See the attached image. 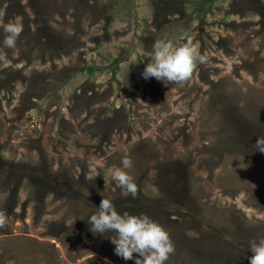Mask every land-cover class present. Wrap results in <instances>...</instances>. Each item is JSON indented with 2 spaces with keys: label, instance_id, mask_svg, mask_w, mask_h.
Masks as SVG:
<instances>
[{
  "label": "rangeland",
  "instance_id": "374dc122",
  "mask_svg": "<svg viewBox=\"0 0 264 264\" xmlns=\"http://www.w3.org/2000/svg\"><path fill=\"white\" fill-rule=\"evenodd\" d=\"M0 264H135L88 220L103 197L170 234L166 264H250L264 237V0H0ZM191 37V79H144ZM93 68V74L84 71ZM125 156L135 198L112 179Z\"/></svg>",
  "mask_w": 264,
  "mask_h": 264
},
{
  "label": "clouds",
  "instance_id": "9594fccd",
  "mask_svg": "<svg viewBox=\"0 0 264 264\" xmlns=\"http://www.w3.org/2000/svg\"><path fill=\"white\" fill-rule=\"evenodd\" d=\"M6 34L0 47V64H7L8 57L4 49H14L17 38L23 31L18 17L10 19L3 25ZM207 63V57L198 52L191 37L176 45L171 40H157L153 44L151 61L142 73L144 79L155 78L166 84H181L191 79L198 64ZM256 151L264 153V135H260L254 145ZM121 167L110 169L112 179L133 198L138 193V187L129 174L132 160L125 156ZM98 211L91 215L88 223L93 233L104 234L113 232L110 238L115 246V254L124 260H133L134 254L140 258L135 264H166L170 255L175 252L174 243L169 232L146 214L132 215L128 212L120 214L113 202L103 197ZM7 213L0 211V228L7 223ZM249 250L253 255L250 264H264V237L253 238L249 242Z\"/></svg>",
  "mask_w": 264,
  "mask_h": 264
},
{
  "label": "trees",
  "instance_id": "16d2710c",
  "mask_svg": "<svg viewBox=\"0 0 264 264\" xmlns=\"http://www.w3.org/2000/svg\"><path fill=\"white\" fill-rule=\"evenodd\" d=\"M84 71H87L89 74H93L94 69L93 68H84Z\"/></svg>",
  "mask_w": 264,
  "mask_h": 264
}]
</instances>
